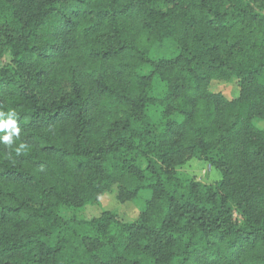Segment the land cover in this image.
<instances>
[{
    "label": "trees",
    "instance_id": "trees-1",
    "mask_svg": "<svg viewBox=\"0 0 264 264\" xmlns=\"http://www.w3.org/2000/svg\"><path fill=\"white\" fill-rule=\"evenodd\" d=\"M12 111L0 264H264V0H0ZM144 191L133 223L59 213Z\"/></svg>",
    "mask_w": 264,
    "mask_h": 264
},
{
    "label": "rangeland",
    "instance_id": "rangeland-1",
    "mask_svg": "<svg viewBox=\"0 0 264 264\" xmlns=\"http://www.w3.org/2000/svg\"><path fill=\"white\" fill-rule=\"evenodd\" d=\"M209 90L214 94L222 95L229 101L239 99L241 94L240 82L236 79L230 82L214 80L210 83ZM253 125L264 131V119H254ZM184 174L189 180H197L202 183H212L218 179L215 169L208 162L203 161L192 162L184 170ZM115 192L105 194L98 203L80 209L61 207L59 213L65 219L77 218L90 221L101 217L105 212H110L120 222L133 223L139 218L151 196L149 191H144L135 201L122 204L117 200Z\"/></svg>",
    "mask_w": 264,
    "mask_h": 264
},
{
    "label": "clouds",
    "instance_id": "clouds-1",
    "mask_svg": "<svg viewBox=\"0 0 264 264\" xmlns=\"http://www.w3.org/2000/svg\"><path fill=\"white\" fill-rule=\"evenodd\" d=\"M16 113L15 111H12L8 114L7 120H0V132H5L6 134L3 136H0V142H3L6 145H12L14 140L13 138L19 139L20 136V129L17 127L16 122ZM21 148L24 147L23 144L20 146Z\"/></svg>",
    "mask_w": 264,
    "mask_h": 264
}]
</instances>
